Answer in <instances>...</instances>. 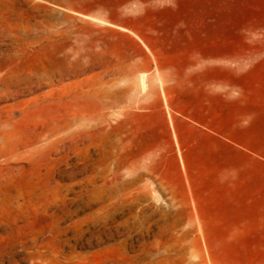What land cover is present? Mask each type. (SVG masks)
<instances>
[{"label":"rangeland","instance_id":"374dc122","mask_svg":"<svg viewBox=\"0 0 264 264\" xmlns=\"http://www.w3.org/2000/svg\"><path fill=\"white\" fill-rule=\"evenodd\" d=\"M0 264H264V0H0Z\"/></svg>","mask_w":264,"mask_h":264},{"label":"crops","instance_id":"0c3cea01","mask_svg":"<svg viewBox=\"0 0 264 264\" xmlns=\"http://www.w3.org/2000/svg\"><path fill=\"white\" fill-rule=\"evenodd\" d=\"M182 23L177 18L171 19L168 26L165 27L169 33L167 40V54L164 58L156 59L153 64L154 74L151 75L150 80H144L148 87H158L159 84L167 89L182 88L183 94L191 98L195 89H201L207 82H212V79L207 80L204 72L208 68L202 64V52L198 48H186L183 36L185 28L180 29L178 25ZM156 29V28H155ZM146 47L154 46L151 43H145ZM216 59V51L213 54ZM140 59H145V55H140ZM137 71H148L147 64L137 63ZM151 68V67H150ZM152 69V70H153ZM216 83V76L213 79ZM169 93V91H168ZM186 116L193 117L190 103L185 102L181 108Z\"/></svg>","mask_w":264,"mask_h":264},{"label":"bare ground","instance_id":"6f19581e","mask_svg":"<svg viewBox=\"0 0 264 264\" xmlns=\"http://www.w3.org/2000/svg\"><path fill=\"white\" fill-rule=\"evenodd\" d=\"M98 19H99V18H98ZM144 78H145V76H144V74H142V75H141V84H142L143 87L145 86ZM18 92H20V91H17V93H18Z\"/></svg>","mask_w":264,"mask_h":264}]
</instances>
